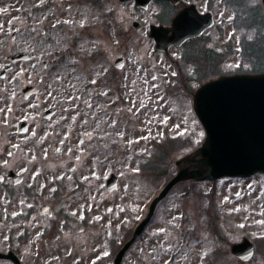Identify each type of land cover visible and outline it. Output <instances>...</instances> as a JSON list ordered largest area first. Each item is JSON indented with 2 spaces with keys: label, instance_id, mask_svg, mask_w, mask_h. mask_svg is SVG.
Masks as SVG:
<instances>
[{
  "label": "rangeland",
  "instance_id": "374dc122",
  "mask_svg": "<svg viewBox=\"0 0 264 264\" xmlns=\"http://www.w3.org/2000/svg\"><path fill=\"white\" fill-rule=\"evenodd\" d=\"M85 1L0 0V71L14 29L17 49L48 59L17 62L0 77V251L13 250L23 264H112L164 184L179 168H198L204 132L193 91L220 74L264 70V26L260 42L247 45L258 35L244 21L264 18L254 13L261 0H182L211 11L214 24L166 53L133 21L169 23L172 5ZM246 46L260 61L245 57ZM26 84L38 91L24 98ZM49 107L56 112L45 119ZM21 120L29 123L25 133ZM10 169L20 182L6 177ZM110 173L118 177L113 191L105 186ZM43 205L48 211L39 213ZM261 221L264 174L179 181L121 264H264ZM243 236L254 245L246 262L230 252Z\"/></svg>",
  "mask_w": 264,
  "mask_h": 264
},
{
  "label": "water",
  "instance_id": "95a60500",
  "mask_svg": "<svg viewBox=\"0 0 264 264\" xmlns=\"http://www.w3.org/2000/svg\"><path fill=\"white\" fill-rule=\"evenodd\" d=\"M122 2L127 0H120ZM151 0H135L136 6L147 7ZM177 2L178 0H168ZM264 7V0H261ZM213 22L211 12L199 13L194 4L180 10L170 26H150V36L156 47L167 51L172 44H180L185 39L201 34ZM135 28L145 32V28L134 22ZM34 53L21 52L9 56L10 61L28 59ZM122 59L115 65L120 67ZM10 65L4 66L0 76L3 77ZM37 90L35 86L23 88L24 97ZM194 112L205 130V138L195 152L197 169L179 168L177 174L165 185L160 194L153 199L147 216L137 225L133 236L119 249L114 264H120L126 249L135 236L141 232L153 213L156 203L167 193L169 188L181 180L217 179L223 176H249L257 172L264 173V72L259 74L221 75L202 84L195 92L193 99ZM55 108L43 113L50 118ZM27 121L19 122V132L27 130ZM14 183L21 176L9 171ZM0 173V180L2 179ZM117 177L111 173L106 181L107 190L116 188ZM43 208H41L42 211ZM230 251L243 261L253 254V245L244 236L239 242L230 245ZM0 257L11 258L15 264H21L12 253H1Z\"/></svg>",
  "mask_w": 264,
  "mask_h": 264
},
{
  "label": "trees",
  "instance_id": "16d2710c",
  "mask_svg": "<svg viewBox=\"0 0 264 264\" xmlns=\"http://www.w3.org/2000/svg\"><path fill=\"white\" fill-rule=\"evenodd\" d=\"M240 3H241V1H236V5H238V6H240ZM258 6H257V8L255 9V11H254V13L255 14H258V15H261V17L262 16H264V11H263V9H261V6H260V4H257ZM263 13V14H262ZM237 19V16H236V18H235V20ZM244 21H245V24H247L246 25V27L248 26H250V27H253V28H251V29H255V31H256V34L258 35V37L257 38H255L254 40H251V41H247L246 42V44L248 45V44H250V43H252V44H255L256 42H260V40L262 39L261 37H259V32H261V26H264V18L261 20V21H258V19L257 18H250V15L248 16L247 15V17H246V19H244ZM256 23V24H255ZM261 24V25H260ZM259 54L257 53V52H255V50H253V48H251L250 49V51L248 50V48H247V46L245 47V57L246 58H248V56L250 57V59L251 58H253L254 56H257V60H259L260 61V58H259V56H258ZM262 58V57H261ZM261 62H263V59L261 60ZM259 65V64H258ZM258 65H256V67H252V70L251 71H261V69L263 68H261L260 66H258Z\"/></svg>",
  "mask_w": 264,
  "mask_h": 264
},
{
  "label": "flooded vegetation",
  "instance_id": "af4514ba",
  "mask_svg": "<svg viewBox=\"0 0 264 264\" xmlns=\"http://www.w3.org/2000/svg\"><path fill=\"white\" fill-rule=\"evenodd\" d=\"M182 6V4L181 5H173L172 6V11H175L174 12V14L172 15V18H173V16L176 14V12L178 11V9H180V7ZM36 9H39L38 7L36 8ZM40 10V9H39ZM9 12H10V10H9ZM41 33H45V29H42L41 30ZM89 34V33H88ZM17 30H13L12 31V33H11V35H10V43H9V48H7V50L5 51V54H4V56H5V58L8 56V55H11V54H14V53H17V52H20V51H28V52H35L36 54H38L40 57H34V58H31V59H29V60H25V62H30V61H37V62H39V61H41V63L43 64V65H46V63L48 62V59L47 58H45L43 55H42V53H40V52H38V51H36V50H33V49H31V48H25V49H17V47H16V44H15V42H16V40H17ZM49 41H51V38H49L48 39ZM76 41V40H75ZM75 41L73 42L74 44H75ZM18 62H21V61H18ZM17 63V62H16ZM15 64V63H14ZM13 64V65H14ZM11 251H13V250H11ZM14 252V251H13ZM15 253V252H14ZM16 255H17V253H15ZM5 260H7V261H9L11 264H13L10 260H8V259H5Z\"/></svg>",
  "mask_w": 264,
  "mask_h": 264
},
{
  "label": "snow or ice",
  "instance_id": "6c2138e0",
  "mask_svg": "<svg viewBox=\"0 0 264 264\" xmlns=\"http://www.w3.org/2000/svg\"><path fill=\"white\" fill-rule=\"evenodd\" d=\"M153 79H155V77H153ZM165 119H167V118H165ZM161 135H163V134L161 133ZM11 154H12L11 152L8 153V155H11ZM5 163H7V161H5ZM237 195H239V193H237ZM12 215H16V213L13 212ZM261 223H264V221H261ZM262 235H264V233H262ZM37 236H39V233H37ZM105 255H107V253H105Z\"/></svg>",
  "mask_w": 264,
  "mask_h": 264
}]
</instances>
